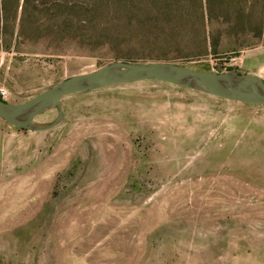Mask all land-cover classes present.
Masks as SVG:
<instances>
[{"label": "rangeland", "instance_id": "obj_1", "mask_svg": "<svg viewBox=\"0 0 264 264\" xmlns=\"http://www.w3.org/2000/svg\"><path fill=\"white\" fill-rule=\"evenodd\" d=\"M115 61L264 79V0H0L26 101ZM0 116V264H264V105L142 80Z\"/></svg>", "mask_w": 264, "mask_h": 264}, {"label": "water", "instance_id": "obj_2", "mask_svg": "<svg viewBox=\"0 0 264 264\" xmlns=\"http://www.w3.org/2000/svg\"><path fill=\"white\" fill-rule=\"evenodd\" d=\"M142 80L187 86L232 101L264 105V79L251 72L197 70L164 61H115L89 73L72 75L23 102L0 98V116L19 129H40L34 123L35 118L49 108L58 107L55 122L59 121L62 99L67 95Z\"/></svg>", "mask_w": 264, "mask_h": 264}, {"label": "built area", "instance_id": "obj_3", "mask_svg": "<svg viewBox=\"0 0 264 264\" xmlns=\"http://www.w3.org/2000/svg\"><path fill=\"white\" fill-rule=\"evenodd\" d=\"M0 96H1L3 99H6L7 96H8V91H7V89H5L4 87H1V86H0Z\"/></svg>", "mask_w": 264, "mask_h": 264}, {"label": "trees", "instance_id": "obj_4", "mask_svg": "<svg viewBox=\"0 0 264 264\" xmlns=\"http://www.w3.org/2000/svg\"><path fill=\"white\" fill-rule=\"evenodd\" d=\"M0 98H2V97L0 96Z\"/></svg>", "mask_w": 264, "mask_h": 264}]
</instances>
